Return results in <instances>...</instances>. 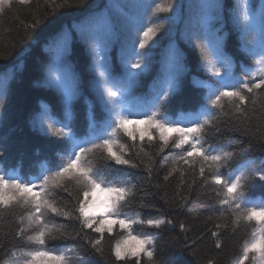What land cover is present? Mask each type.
<instances>
[{"label":"snow or ice","instance_id":"6c2138e0","mask_svg":"<svg viewBox=\"0 0 264 264\" xmlns=\"http://www.w3.org/2000/svg\"><path fill=\"white\" fill-rule=\"evenodd\" d=\"M87 2L63 0L57 4L51 0L50 6L56 12L60 8H82ZM32 3L0 0V16L15 15L18 7ZM195 7V31H186V36L190 42H207L205 68L216 78L211 84L198 82L207 89L199 110L180 116L169 111L184 67L183 54L175 46L169 49L165 74L153 87L151 98L135 100L128 95L131 85L148 68L150 49L159 43L157 37L164 30L165 20L172 21L177 10L183 8L177 0H153L147 6L149 23L135 28V37L122 49L124 77H113L106 62L101 66L98 91L105 114L97 122L90 112L83 137L72 128V101L78 89L67 57L77 37L99 43L110 34L113 20L106 14L85 15L81 23L54 29L55 55L50 74L63 93V116L57 119L44 106L38 123L42 131L67 141L70 147L65 148L59 163L44 165L28 178L0 168V221L11 218L15 224L8 232L0 226V250L7 249L11 241L17 242L4 264H70L73 259L75 264H91L90 255L105 256V237L116 230L123 235L110 247L108 255L114 258L113 264H182L181 252L190 251L197 240L192 244L184 241L180 247L177 237L176 251L160 259L157 244L162 237L158 234L175 221L142 214L139 209H150L154 204L144 199L136 203L147 189L133 184L129 178L132 174L126 171L142 169L147 173L145 182L152 184L156 156L168 148L180 151L171 158L162 183L177 178L182 203H187L194 192H202L211 201L215 215L206 217L205 226L212 225L207 231L215 240L214 249L222 252L223 236L242 230L244 237L232 264H264V196L253 195V189H264V160L257 161L253 156L257 148L264 151V0L258 8L251 0H236L231 5V25L238 36L239 50L254 65L241 64L240 74L235 71V59L225 50L227 34H220L224 31L227 0H200ZM169 13L173 15L161 18V14ZM43 19L33 15L24 24L25 38L36 32ZM6 82L7 77L0 81V92ZM222 126L248 137L247 142L217 140L215 134ZM152 186L160 189L161 182ZM100 193L106 196L103 201ZM101 203L104 210L94 212ZM64 222H75L78 228L68 232ZM137 226L155 231H137ZM179 227L182 232L190 231L183 221ZM58 239L83 243L76 249L52 246L50 242ZM199 239L204 236L199 235ZM218 255L207 258L205 264H218Z\"/></svg>","mask_w":264,"mask_h":264},{"label":"trees","instance_id":"16d2710c","mask_svg":"<svg viewBox=\"0 0 264 264\" xmlns=\"http://www.w3.org/2000/svg\"><path fill=\"white\" fill-rule=\"evenodd\" d=\"M62 2L63 0H56L57 4ZM159 2H167V0H159ZM177 2L182 4L183 8L177 10L172 21L165 20L164 30L157 37L159 43L150 49L147 70L137 77L128 92L131 99H150L153 87L160 84L165 74L170 47H177L183 54L184 67L179 76V88L169 105V111L174 116L198 111L207 91L198 82L211 84L216 79L205 68V61L209 58L206 50L207 42L203 39H193L190 42L186 36V31H195L198 14L195 5L199 4L200 0H177ZM235 2L236 0H227L224 31L220 34H227L225 50L235 59V71L240 74L241 64L247 67L254 65L250 58L240 52L238 36L231 25V5ZM251 2L259 7L260 0H251ZM50 4L51 0H33L30 6L18 7L15 15L5 13L0 16V56L6 57L0 59V81H4L7 77L6 86L0 92V101L3 102L0 106V168L25 178L39 172L44 165L59 163L65 148L70 147L67 141L40 132L32 124V120L40 115L44 106H47L57 119L63 116V93L56 87L46 84L47 74L50 72L55 55L52 49L54 29L59 31L81 23L85 15L106 14L113 20L110 34L99 43L85 42L77 37L67 57L69 71L75 77L78 89L72 101V128L78 137H83L88 131L90 112H94L97 122L105 114L98 91L101 80L99 65L106 62L113 77H124L126 69L121 60L122 49L126 48L131 38L135 37V28L147 26L149 23L150 13L147 6L152 5L153 0H88L82 8H60L56 12H53ZM33 15L42 19L46 15V19L38 25L35 33L25 38L24 24L30 21ZM169 15L173 14H161V18ZM53 21L54 24L50 23ZM215 138L220 141L232 138L242 143L248 140V137L223 126L221 131L215 134ZM152 150L155 151V146ZM179 151L168 148L164 153L156 156L152 184L161 182L160 189L145 182L147 173L142 169L126 170L132 174L129 178L133 184L142 185L147 189L146 193L139 194L136 203L144 199L145 202L154 204L153 208L139 209L142 214L146 217L166 216L175 221L174 225L165 227L158 234L162 237L157 244L160 259L176 251L178 237L180 247H183L184 241L192 244L193 239L197 240V244L190 251L181 252L182 264H205L207 258L215 257L217 253H219L218 264H232L242 243L244 232L241 230L236 234L226 233L223 236L224 250L220 252L214 249L215 240L207 231L212 225L205 226L206 217L215 215L211 211V201L206 200L202 192H194L187 203H182L177 178L173 177L169 182L162 183L163 176L170 167L171 158ZM253 156L257 161L264 160V151L257 148ZM104 163L98 161V164ZM111 167L118 166L111 165ZM253 195L257 198L264 196V189H253ZM127 210L132 211L133 208ZM182 221L190 231H181L179 224ZM64 223L68 225V232H72L73 227L78 228L75 222ZM0 226L3 232L15 228L11 218L0 221ZM198 234L203 235L204 239L200 240ZM122 235L119 230L111 236L106 235L105 256L90 255L91 264H113L114 258L108 253L110 247L121 239ZM16 243L11 241L7 249L0 250V264H4L9 259L10 250ZM50 243L58 248L76 249L83 242L58 239Z\"/></svg>","mask_w":264,"mask_h":264},{"label":"rangeland","instance_id":"374dc122","mask_svg":"<svg viewBox=\"0 0 264 264\" xmlns=\"http://www.w3.org/2000/svg\"><path fill=\"white\" fill-rule=\"evenodd\" d=\"M101 66H102V65H99V70H100ZM46 84L51 85V86H54V87H56L58 90L61 91V89H60V88H59L54 82H52L50 72H48V74H47ZM61 92H62V91H61ZM184 114H190V113H180V115H184ZM180 115H176V116H180ZM38 117H39V115L36 116V117L32 120V124H33L34 128H36V129L39 130L40 132L46 133V131H42V130H41V128H40V126H39V123H38ZM47 134H48V133H47ZM98 195L100 196V200H101V201H103L104 199H106L105 194L100 193V194H98ZM103 210H104V207H103V204H102V203H101V204H98L97 207H96L95 209H93V211L96 212V213L102 212ZM137 231H146V230H143V229L140 228V226H137ZM72 263H75V260H74V259L70 262V264H72Z\"/></svg>","mask_w":264,"mask_h":264}]
</instances>
